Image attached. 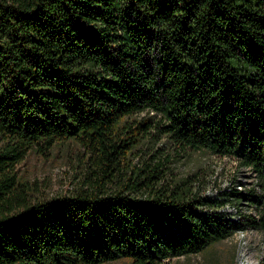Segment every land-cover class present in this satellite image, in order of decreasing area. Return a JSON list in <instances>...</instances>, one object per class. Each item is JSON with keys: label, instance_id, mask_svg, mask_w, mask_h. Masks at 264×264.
Here are the masks:
<instances>
[{"label": "trees", "instance_id": "16d2710c", "mask_svg": "<svg viewBox=\"0 0 264 264\" xmlns=\"http://www.w3.org/2000/svg\"><path fill=\"white\" fill-rule=\"evenodd\" d=\"M150 108L180 147L251 167L262 193L215 198L147 165L102 189L131 151L129 117ZM0 139V264H169L264 235V0H0ZM69 139L91 188L26 198L15 165ZM243 200L259 212L229 205Z\"/></svg>", "mask_w": 264, "mask_h": 264}, {"label": "rangeland", "instance_id": "374dc122", "mask_svg": "<svg viewBox=\"0 0 264 264\" xmlns=\"http://www.w3.org/2000/svg\"><path fill=\"white\" fill-rule=\"evenodd\" d=\"M162 119L161 111L151 108L129 117L128 127L123 131L127 130L124 136L130 139L131 151L118 170H114L117 174L115 180L108 181L107 178L102 189L110 192L121 189L133 172L137 173L147 165L148 170L158 166L164 176L163 183L167 185L173 186L188 179L193 190L215 198H224L222 193L233 187L241 191L255 188L258 195L262 193L261 180L251 167L242 165L233 156L220 155L207 148L180 147L156 128ZM142 121H148L149 129L144 126L138 129ZM4 145L0 139V150ZM88 157L81 143L73 139L64 140L47 153L29 151L15 165L11 175L15 176L16 183L25 185L23 189L28 199L71 195L81 188H91L84 183L91 171L87 165ZM234 202L229 205H235L242 214L256 215L260 210V206L245 200L237 202V205ZM107 264H131V261L122 259ZM169 264H264V235L256 229L245 233L236 231L202 253L173 258Z\"/></svg>", "mask_w": 264, "mask_h": 264}, {"label": "bare ground", "instance_id": "6f19581e", "mask_svg": "<svg viewBox=\"0 0 264 264\" xmlns=\"http://www.w3.org/2000/svg\"><path fill=\"white\" fill-rule=\"evenodd\" d=\"M240 233H245V232H240Z\"/></svg>", "mask_w": 264, "mask_h": 264}]
</instances>
